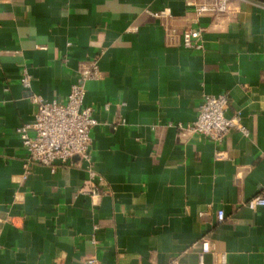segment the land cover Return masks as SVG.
I'll list each match as a JSON object with an SVG mask.
<instances>
[{
  "label": "crops",
  "instance_id": "crops-1",
  "mask_svg": "<svg viewBox=\"0 0 264 264\" xmlns=\"http://www.w3.org/2000/svg\"><path fill=\"white\" fill-rule=\"evenodd\" d=\"M196 1L0 0V264H264V207L246 206L264 185V5L198 14ZM187 29L200 48L182 44ZM90 60L96 196L79 192L77 156L23 177L16 131L31 94L64 99ZM222 92L249 134L183 136Z\"/></svg>",
  "mask_w": 264,
  "mask_h": 264
},
{
  "label": "built area",
  "instance_id": "built-area-1",
  "mask_svg": "<svg viewBox=\"0 0 264 264\" xmlns=\"http://www.w3.org/2000/svg\"><path fill=\"white\" fill-rule=\"evenodd\" d=\"M196 13H220L229 9V0H198ZM199 29H187L182 33V44L185 47L200 48ZM79 80L71 86L64 99L47 101L40 95L31 94L30 99L35 105L33 120L19 125L16 129L22 147L26 152L24 162L26 177L28 165L39 163L54 167L55 161L64 162L77 156L87 163L88 177L79 187V192L96 196L101 193V178L96 177L92 169L90 153V130L97 123L93 108L84 104V81L97 79L100 71L96 60L81 63L77 67ZM23 86L28 87L30 77L24 71L20 77ZM228 93L206 94L198 104L195 119L186 126H180L183 136L199 134L209 137L215 142L221 141L231 130L240 131L248 135V130L240 122L239 113L226 116ZM249 209L264 207V185L259 194L246 201ZM216 219H224V211L218 209ZM201 250H209L208 239L203 238L200 243ZM88 264H95L96 260L90 258Z\"/></svg>",
  "mask_w": 264,
  "mask_h": 264
},
{
  "label": "water",
  "instance_id": "water-1",
  "mask_svg": "<svg viewBox=\"0 0 264 264\" xmlns=\"http://www.w3.org/2000/svg\"><path fill=\"white\" fill-rule=\"evenodd\" d=\"M248 1H251V2H254V3H259V4L264 5V2H261V1H258V0H248Z\"/></svg>",
  "mask_w": 264,
  "mask_h": 264
}]
</instances>
